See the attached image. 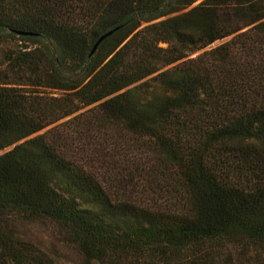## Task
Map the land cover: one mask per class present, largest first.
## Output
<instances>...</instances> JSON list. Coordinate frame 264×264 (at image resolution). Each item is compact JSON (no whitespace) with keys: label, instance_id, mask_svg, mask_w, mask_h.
I'll return each mask as SVG.
<instances>
[{"label":"trees","instance_id":"obj_1","mask_svg":"<svg viewBox=\"0 0 264 264\" xmlns=\"http://www.w3.org/2000/svg\"><path fill=\"white\" fill-rule=\"evenodd\" d=\"M40 222L78 264H264V0H0V264H65Z\"/></svg>","mask_w":264,"mask_h":264},{"label":"rangeland","instance_id":"obj_2","mask_svg":"<svg viewBox=\"0 0 264 264\" xmlns=\"http://www.w3.org/2000/svg\"><path fill=\"white\" fill-rule=\"evenodd\" d=\"M219 41L214 42L213 44L218 43ZM163 45V44H162ZM31 232L34 236L40 235L45 242H48L51 245L59 248L61 259L65 264H78V258L75 257L72 249L63 244L60 234L56 232V229L52 227L49 223L40 222L32 226Z\"/></svg>","mask_w":264,"mask_h":264},{"label":"water","instance_id":"obj_3","mask_svg":"<svg viewBox=\"0 0 264 264\" xmlns=\"http://www.w3.org/2000/svg\"><path fill=\"white\" fill-rule=\"evenodd\" d=\"M119 26H115L111 29H108L106 31H104L103 33H101L95 40V42L93 43L90 51H89V55L92 54V52L95 50V48L97 47V45L108 35H110L113 31H115L116 29H118ZM17 34H21V35H32L34 33L29 32V31H16Z\"/></svg>","mask_w":264,"mask_h":264}]
</instances>
